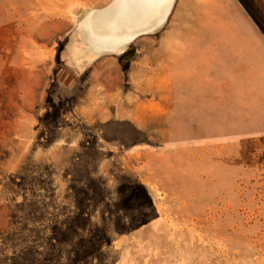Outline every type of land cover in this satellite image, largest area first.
Here are the masks:
<instances>
[{
  "label": "rangeland",
  "instance_id": "1",
  "mask_svg": "<svg viewBox=\"0 0 264 264\" xmlns=\"http://www.w3.org/2000/svg\"><path fill=\"white\" fill-rule=\"evenodd\" d=\"M110 1L0 0V264H264V0H180L126 47L188 31L160 116L138 58L80 53Z\"/></svg>",
  "mask_w": 264,
  "mask_h": 264
},
{
  "label": "crops",
  "instance_id": "2",
  "mask_svg": "<svg viewBox=\"0 0 264 264\" xmlns=\"http://www.w3.org/2000/svg\"><path fill=\"white\" fill-rule=\"evenodd\" d=\"M114 1L115 0H111L108 5L112 4ZM178 1L180 0L164 1V6L160 9V12L154 18V21L151 20V16L146 17L145 21H147V24L145 27L134 29L129 33L125 32L123 34H117L118 37L116 38L115 44L109 46V48L102 45V42L99 38V33L95 28L96 24H89V21L86 17L87 13L79 14L76 18L75 31L80 39V53L85 52L87 54L90 53L94 55L120 54L121 56L124 52L128 51L126 50V47L140 39H144L143 43L146 45L147 41H149L147 37L155 34L158 31H162L163 26L167 23V20L169 19ZM191 3V7L188 8L190 13L195 6V0H192ZM185 30L186 29H176L174 32L167 31L165 35L166 39L161 42V45H159V51H157L156 46L153 48L152 46L146 47L145 50H141L137 46H133V48L129 49L133 50V55L127 60L129 62H135L139 60L142 63L141 66H137L133 72V83L136 87L134 89L136 94L133 97V115H168L173 107L178 108L179 101L187 100L186 98L181 97L179 94V92L187 86V84H185L183 73L179 68L183 65L181 63L184 55L183 49H188V47H182L179 44L172 47L170 46L169 41V38H172L173 36L178 40L179 38L184 37V35L188 33V31L185 32ZM121 37L130 38L127 42L121 43ZM115 46L117 48L115 51L113 48H110ZM140 53H142L141 57L139 56ZM204 66L213 67L216 69V67L221 68L223 63L220 64L217 63V61L215 62L214 60H210L206 62ZM210 72L212 73V68L209 69V73ZM226 75L227 74L224 73L223 78H226ZM137 93H139V95H137Z\"/></svg>",
  "mask_w": 264,
  "mask_h": 264
},
{
  "label": "water",
  "instance_id": "3",
  "mask_svg": "<svg viewBox=\"0 0 264 264\" xmlns=\"http://www.w3.org/2000/svg\"><path fill=\"white\" fill-rule=\"evenodd\" d=\"M164 1L170 0H115L103 9L93 10L87 13L86 17L89 24H96L95 28L99 33V38L103 33L117 38V34L129 33L134 29L145 27L147 24V21H145L146 17L151 16V20L154 21V18L164 6ZM103 14L111 15L110 20L113 22L112 26H114L112 34L110 33V22H106L103 19ZM132 55L133 50H128L119 57V61Z\"/></svg>",
  "mask_w": 264,
  "mask_h": 264
},
{
  "label": "bare ground",
  "instance_id": "4",
  "mask_svg": "<svg viewBox=\"0 0 264 264\" xmlns=\"http://www.w3.org/2000/svg\"><path fill=\"white\" fill-rule=\"evenodd\" d=\"M102 16H103V19L106 20V22H110V33L112 34V30H113V27L114 26H112L113 25V22L110 20L111 19V15L103 14ZM110 36L109 35H105L104 33L101 34V37H100L101 39L100 40H101L103 46L109 48V46H112V45L115 44L116 37L114 38V37H110ZM129 38L130 37H124V38L121 37L120 38V40H121L120 42L121 43L122 42H127L129 40ZM110 48H113L114 51L117 50L116 46L115 47H110Z\"/></svg>",
  "mask_w": 264,
  "mask_h": 264
}]
</instances>
